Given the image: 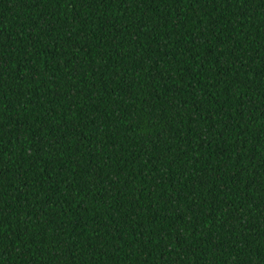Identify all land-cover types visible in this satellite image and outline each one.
I'll use <instances>...</instances> for the list:
<instances>
[{"label":"trees","instance_id":"1","mask_svg":"<svg viewBox=\"0 0 264 264\" xmlns=\"http://www.w3.org/2000/svg\"><path fill=\"white\" fill-rule=\"evenodd\" d=\"M0 264H264V0H0Z\"/></svg>","mask_w":264,"mask_h":264}]
</instances>
